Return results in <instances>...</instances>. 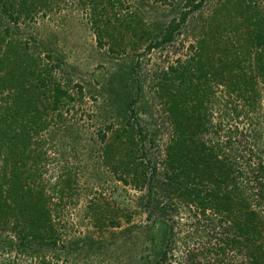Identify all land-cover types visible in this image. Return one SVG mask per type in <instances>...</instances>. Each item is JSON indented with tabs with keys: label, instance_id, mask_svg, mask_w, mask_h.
<instances>
[{
	"label": "trees",
	"instance_id": "16d2710c",
	"mask_svg": "<svg viewBox=\"0 0 264 264\" xmlns=\"http://www.w3.org/2000/svg\"><path fill=\"white\" fill-rule=\"evenodd\" d=\"M62 1L0 0V264H68L81 243L70 237L63 220L76 175L54 166L51 158L56 136L74 132L68 126L72 120L62 113L65 99H74L70 79L58 77L60 60L37 38H13L19 34L15 27ZM155 1L172 8L184 5L162 22L148 21L129 0H79L90 10L99 47L126 30L134 37L133 48L148 42L142 56L176 42L207 0ZM249 34L247 46L240 42L232 57L224 52L207 61L202 36L187 58L177 57L154 71L157 97L172 127L163 158L146 152L141 129L137 132L131 123V129H123L133 148L119 180L129 183L127 172L135 186L148 188L143 236L149 253L138 264H175L168 258L178 246L173 217L181 207L195 227L184 245V264H202L213 253L211 264H232L226 261L231 252L243 255L240 264H264V23L255 22ZM110 48L117 55L126 53L120 43ZM140 68L137 58L119 64L114 73L119 114L130 113L128 122L138 120L134 105L145 90ZM148 103L143 101L145 112ZM137 133L141 141L135 142ZM99 137L106 140L104 132ZM110 147L103 150L105 163ZM63 158L62 152L57 162Z\"/></svg>",
	"mask_w": 264,
	"mask_h": 264
},
{
	"label": "rangeland",
	"instance_id": "374dc122",
	"mask_svg": "<svg viewBox=\"0 0 264 264\" xmlns=\"http://www.w3.org/2000/svg\"><path fill=\"white\" fill-rule=\"evenodd\" d=\"M129 3L142 8L148 21L162 22L177 15L184 5L180 2L179 6L172 8L155 0H129ZM56 4L59 5H55L53 10L41 11L43 14L39 13L34 21L15 27L19 34L13 38H37L44 45L43 48L60 60L62 68L56 73L66 82L67 78L70 79L71 93L74 95L73 100L65 99L67 103L62 112L67 120H72L68 126L74 132L64 137L56 136V147H52L55 150L51 152V158L55 157L54 166L62 170L72 169L77 181L75 190L66 198V216L63 220L70 237L81 243L76 252H72L68 264H138L149 253L143 236V226L148 223L143 205L148 188L147 185L135 186L127 172L125 177L130 182L119 180L121 169H127L126 162L130 158L127 154L133 148L131 137L128 139L123 129L125 126L131 129L129 123L134 125L137 132L141 129L146 139L141 141L137 133V140L133 136L135 142L139 139L145 144L146 152H155L158 158L161 154L163 158L164 145L172 137V127L165 106L157 97L159 90L154 81L157 72L154 71L174 62L177 57L187 58L193 51L191 45L196 48L202 36H205L207 54L204 53V56L207 61L209 55L218 57L227 52L230 56L234 51H239L240 42H245L249 37L254 23H264V0H207L201 10L189 17L188 28L178 35L176 42L144 56L141 54L145 53L148 42H140L137 48H133L134 37L132 33L129 36L126 30L115 34L117 40L99 47L89 17L90 10L80 5L79 0H65ZM116 43L126 45V53L117 55L112 52L110 47ZM137 58L142 66L140 78L145 75V80H142L145 90L143 98L134 105L138 109V120L130 119L128 122L130 113L127 116L119 114L114 94V73L119 64L125 66ZM81 88L82 92L79 91ZM143 101L149 102L147 112ZM55 127L56 124L52 125L45 132V137H50ZM100 132L105 133L106 140L99 137ZM150 139H154V142H150ZM106 145L111 146L108 163L104 161ZM62 152L65 158L57 162ZM181 208V214L173 217L178 246L168 258V262L175 264L186 263L187 250L184 245L190 243L189 235L195 228L192 225L194 219ZM113 220L118 222L116 226ZM242 258L243 255L231 252L226 261L240 264ZM215 259L213 253L201 260L202 264H211Z\"/></svg>",
	"mask_w": 264,
	"mask_h": 264
}]
</instances>
